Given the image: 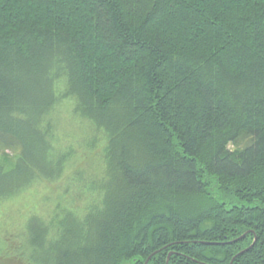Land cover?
<instances>
[{"label": "trees", "instance_id": "trees-1", "mask_svg": "<svg viewBox=\"0 0 264 264\" xmlns=\"http://www.w3.org/2000/svg\"><path fill=\"white\" fill-rule=\"evenodd\" d=\"M0 153V264H264V0H0Z\"/></svg>", "mask_w": 264, "mask_h": 264}, {"label": "rangeland", "instance_id": "rangeland-1", "mask_svg": "<svg viewBox=\"0 0 264 264\" xmlns=\"http://www.w3.org/2000/svg\"><path fill=\"white\" fill-rule=\"evenodd\" d=\"M66 108L64 109V107H62V113L66 114ZM61 113V114H62ZM71 126H69L67 129H66V133H63L62 136H64L65 138L62 139V142L63 143H71V147H74V148H77V149H81V145L84 143L83 142V137L81 135L78 134V130L72 125V123H70ZM74 140V141H73ZM231 147V146H230ZM84 150V147L83 149ZM84 152V151H83ZM6 153L9 154V151H6ZM89 155V154H87ZM10 156V155H9ZM5 157L3 156V154L0 153V161H2ZM82 166H85V162L84 161H79V164H78V168H81ZM86 169H88V166L86 167ZM87 194V192H86ZM0 244H2V242L0 241Z\"/></svg>", "mask_w": 264, "mask_h": 264}, {"label": "flooded vegetation", "instance_id": "flooded-vegetation-1", "mask_svg": "<svg viewBox=\"0 0 264 264\" xmlns=\"http://www.w3.org/2000/svg\"><path fill=\"white\" fill-rule=\"evenodd\" d=\"M243 234H244V233H243ZM243 234H242V235H243ZM245 234H246V233H245ZM242 235H241V236H242ZM241 236H239V237H241ZM239 237H238V238H239ZM238 238H236V239H238ZM254 239H255V238H254ZM254 239H253V241L251 242V244H252V243L254 244V242H255ZM232 241H235V239L232 240ZM232 241H227V242L230 243V242H232ZM251 244L248 245L247 247H245L244 249H247V250H248L249 248H251V247H252ZM253 244H252V245H253ZM244 249L241 250V251H244ZM247 250H246V251H247ZM239 252H240V251H239ZM239 252H238V253H239ZM238 253H237L236 255H238ZM236 255H235V256H236ZM233 258H234V257H233Z\"/></svg>", "mask_w": 264, "mask_h": 264}, {"label": "water", "instance_id": "water-1", "mask_svg": "<svg viewBox=\"0 0 264 264\" xmlns=\"http://www.w3.org/2000/svg\"><path fill=\"white\" fill-rule=\"evenodd\" d=\"M245 235V233L241 236V237H239L238 239H240V238H242L243 236ZM238 239H235V241L236 240H238ZM254 241H255V239H254ZM253 244V243H252ZM252 244H251V246H252ZM247 249H244V251H246ZM244 251H240L238 254H241L242 252H244ZM170 256V253L168 254V256H167V259H168V257ZM231 264V263H230Z\"/></svg>", "mask_w": 264, "mask_h": 264}]
</instances>
